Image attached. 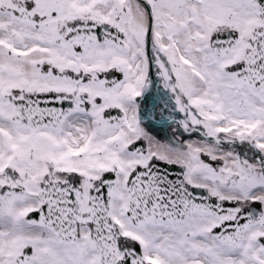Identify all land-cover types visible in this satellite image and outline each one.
I'll list each match as a JSON object with an SVG mask.
<instances>
[{
    "label": "snow or ice",
    "instance_id": "1",
    "mask_svg": "<svg viewBox=\"0 0 264 264\" xmlns=\"http://www.w3.org/2000/svg\"><path fill=\"white\" fill-rule=\"evenodd\" d=\"M0 264H264V0H0Z\"/></svg>",
    "mask_w": 264,
    "mask_h": 264
}]
</instances>
